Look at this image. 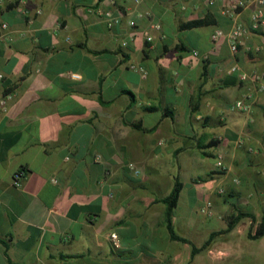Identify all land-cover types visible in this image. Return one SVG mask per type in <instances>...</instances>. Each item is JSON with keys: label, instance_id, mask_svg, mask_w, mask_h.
I'll return each instance as SVG.
<instances>
[{"label": "crops", "instance_id": "crops-1", "mask_svg": "<svg viewBox=\"0 0 264 264\" xmlns=\"http://www.w3.org/2000/svg\"><path fill=\"white\" fill-rule=\"evenodd\" d=\"M209 1L118 0L114 27L100 11L118 15L108 0L2 5L0 264H264V236L255 238L264 219V91H254L249 113L233 110L254 89L240 73L264 74V22L251 27L254 0L234 18L223 13L229 0ZM198 20L204 25L186 27ZM237 24L248 31L233 53ZM176 179L173 227L195 247L240 212L255 221L241 219L194 256L167 226L164 200Z\"/></svg>", "mask_w": 264, "mask_h": 264}, {"label": "built area", "instance_id": "built-area-1", "mask_svg": "<svg viewBox=\"0 0 264 264\" xmlns=\"http://www.w3.org/2000/svg\"><path fill=\"white\" fill-rule=\"evenodd\" d=\"M108 1L114 8L118 9V15H115L110 10H108V11L100 10V11H101V14L104 16V18L106 19L108 26L114 27L115 25H117L120 22V18L123 16V11L121 10L122 5L119 4L118 0H108ZM254 1L257 3V9H256L255 13L253 14L251 27L253 29H257L264 22V9H263L264 0H254ZM254 1L253 0H229V5L224 7L223 13L226 16L234 18L242 10L249 8L253 4ZM124 2L125 3L133 2L135 4H139V3H141V0H124ZM215 2H216V0H210L208 5L212 6L215 4ZM5 3H7V0H0V8ZM38 13L40 14L41 12L38 11ZM130 25L132 27L136 26L135 22H133V21L130 23ZM7 27H8L7 24H5V23L2 24L3 29H7ZM155 28L160 29V26H156ZM247 31L248 30L240 24H237L234 26V29L232 30L231 35H230L231 49H232L233 53L238 52L239 39ZM223 35H224V33L221 30H218L214 33L213 39H217ZM147 41L152 42L153 37L148 36ZM139 71L141 73H143V75H146L145 70L139 69ZM232 71L233 72L239 71L238 66H234L232 68ZM239 76H240V80L243 82L252 81V83L254 85V89L250 88L248 90V92L245 94L244 98L241 100H238L235 103V105L233 106V110L239 111V112H244V113H249L251 111L250 101L252 100V98L254 96V91H256L257 93L264 91V84H263L264 74H260V73H256V72L252 73V74H248V73L242 72V73H240ZM72 78L73 79H80L81 77H80V75L74 74V75H72ZM3 79H4V75L0 74V82H2ZM11 98H12L11 95H7L1 100V105L3 106V108H6L8 102L11 100ZM216 167L219 170L225 169L223 155H219L217 157ZM25 176H26L25 171H18L14 176V185L16 187H21V181L23 180V178ZM219 193L223 194L224 190L220 189ZM111 240L113 242L114 247H116V248L120 247L119 239L116 235H112Z\"/></svg>", "mask_w": 264, "mask_h": 264}, {"label": "trees", "instance_id": "trees-1", "mask_svg": "<svg viewBox=\"0 0 264 264\" xmlns=\"http://www.w3.org/2000/svg\"><path fill=\"white\" fill-rule=\"evenodd\" d=\"M204 23H205L204 21L198 20V21H194L192 23H188L186 25V27L187 28H195V27H199V26L204 25ZM148 110L149 111H156V110H158V108L151 107ZM136 127L140 128V126H136ZM215 145H216V142H212L208 146H206L205 148H211ZM182 190H183V183L179 179H176L175 185H174V188H173L171 194L164 200L165 204L167 205L166 221H167V226H168V230L170 233V237L175 241L190 243L192 245V253L194 256L201 251L207 250L211 241L218 234H224V233L230 232L234 228V226L238 222H240L241 219H243L245 217H250L255 221V217L253 215L240 212L236 217H233V219H231V221L228 223V229L227 230L219 232V233H213L212 236L210 237V239L206 242V244L202 248H197L188 239L179 236L173 227V215H174L175 209L178 206V202H179ZM262 236H264V219H263L262 229L255 236V238H260Z\"/></svg>", "mask_w": 264, "mask_h": 264}]
</instances>
